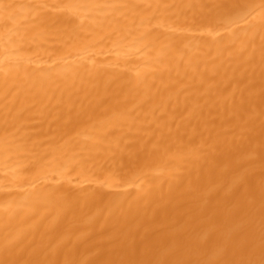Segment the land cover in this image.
I'll return each mask as SVG.
<instances>
[{
	"label": "bare ground",
	"instance_id": "obj_1",
	"mask_svg": "<svg viewBox=\"0 0 264 264\" xmlns=\"http://www.w3.org/2000/svg\"><path fill=\"white\" fill-rule=\"evenodd\" d=\"M0 264H264V0H0Z\"/></svg>",
	"mask_w": 264,
	"mask_h": 264
}]
</instances>
